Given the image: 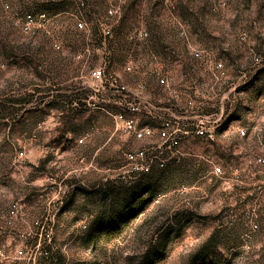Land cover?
Wrapping results in <instances>:
<instances>
[{"label":"rangeland","instance_id":"rangeland-1","mask_svg":"<svg viewBox=\"0 0 264 264\" xmlns=\"http://www.w3.org/2000/svg\"><path fill=\"white\" fill-rule=\"evenodd\" d=\"M97 67L167 103L163 73L181 106L203 100L220 124L163 169L128 174L123 153L149 142L116 126ZM15 199V232L53 226L48 264H264V0H0V242Z\"/></svg>","mask_w":264,"mask_h":264},{"label":"built area","instance_id":"built-area-1","mask_svg":"<svg viewBox=\"0 0 264 264\" xmlns=\"http://www.w3.org/2000/svg\"><path fill=\"white\" fill-rule=\"evenodd\" d=\"M34 17L27 13L23 16L20 25L25 32H32ZM139 40L145 39L148 33L139 30L136 34ZM192 55L196 60L205 59L202 49H193ZM221 62H214L213 71L221 72ZM131 71V66L126 67ZM216 73L213 72V75ZM160 87L168 91L172 99L166 103L164 98L155 99L148 92V85L144 80H138L132 88L119 82L116 77L106 79L104 70L94 68L89 73V78L98 84L95 90H110L119 101L116 103L119 110L109 113L116 126L126 135L138 141H148L149 144L129 148L123 153V168L133 176L149 174L153 168L163 169L173 158L182 155L181 147L185 139L191 136L212 137L214 124L219 125L222 119V110L219 112L202 113L203 100H195L187 96L185 106L180 105L181 91L177 90L163 73H157ZM141 118L146 122L139 125ZM211 124V125H209ZM237 134L247 136V129L239 127ZM82 141V140H80ZM262 160V159H259ZM212 172L219 174L220 166H214ZM23 208L20 199L11 201L2 214L3 229L7 230V241L0 242V264H12L26 260L28 264H48L50 250L53 249L52 239L54 229L52 225L41 224L33 220L22 232H15V225L19 218H23ZM41 225V226H40ZM37 227L39 231L37 232ZM84 228V225H81ZM43 236L33 244L18 240L26 235Z\"/></svg>","mask_w":264,"mask_h":264}]
</instances>
